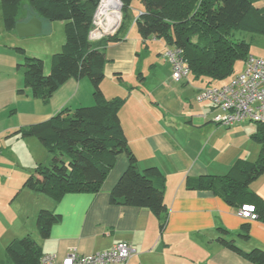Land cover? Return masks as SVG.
Segmentation results:
<instances>
[{"label": "crops", "instance_id": "crops-1", "mask_svg": "<svg viewBox=\"0 0 264 264\" xmlns=\"http://www.w3.org/2000/svg\"><path fill=\"white\" fill-rule=\"evenodd\" d=\"M32 15L35 14L22 12L18 22L28 21ZM40 21L42 33L48 35L44 42L47 51L33 56L44 60L47 74L53 55L65 43V23ZM108 25H113L112 17ZM120 26L121 23L103 30V36L114 35ZM25 38L16 29H6L0 0V163L11 160L12 155L5 150L21 137L16 134L21 128L45 122L64 108L76 109L95 102L88 78L67 79L47 100L34 97L25 86L20 67L30 56L22 42ZM159 41L168 48L162 39ZM149 43L150 39H144L138 28H132L122 41L110 44L106 49L108 61L102 89L108 98H126L120 118L140 170L157 167L165 176L166 225L162 228L160 218L149 208L111 202V191L128 166V157L123 153L116 157L99 192L68 193L58 201L49 197L52 202L48 210L61 215V220L51 227L49 237L38 244L44 254L56 255L58 260L72 251L89 255L125 241L134 253L121 264H254L217 240L219 228L229 230L231 235L227 238L244 251L264 250V222L240 216L239 208L227 204L213 191L191 189L188 181L200 176H224L238 159L256 161L261 146L252 135L259 124H216L212 119L218 111L215 106L195 100L197 91L206 85L203 80H158L154 85L144 72H139L137 86H131L126 80L138 69L134 56L143 49L150 50ZM149 87L151 91L135 94L140 88ZM5 179L1 177L4 182ZM250 187L264 199V174ZM14 212L16 216L18 212ZM245 223L250 224L247 239L238 236ZM22 224L27 232L26 222ZM10 227L11 223L7 224L8 230ZM12 238L6 236L4 246ZM0 252L3 264L6 257L1 245Z\"/></svg>", "mask_w": 264, "mask_h": 264}, {"label": "trees", "instance_id": "trees-1", "mask_svg": "<svg viewBox=\"0 0 264 264\" xmlns=\"http://www.w3.org/2000/svg\"><path fill=\"white\" fill-rule=\"evenodd\" d=\"M123 19L114 35L90 39L94 14L100 0H28L26 12L48 21L65 23L66 40L60 52L52 57L50 73L44 60L26 56L20 64L25 86L36 98L49 99L69 78H88L93 86L94 104L76 109L64 108L49 120L16 132L21 137H37L50 154L48 164L40 163L25 181L24 187L46 194L58 201L68 193L99 192L115 165L116 157L126 154L128 166L111 191V202L151 209L167 222L164 199L165 176L157 167L140 170L138 160L125 134L120 110L125 97H106L102 89L107 62L106 49L124 39V21L134 0H121ZM144 11L135 24L144 39H162L168 47L180 48L189 75L203 80L205 87L222 85L235 76V64L248 60L251 44L237 36L238 30L250 28L251 20H260L258 30L264 34V12L254 8L253 0H141ZM24 0H1L4 24L15 30L22 14ZM24 13V12H23ZM22 91V90H21ZM252 135L260 144L256 161L238 159L224 176H200L188 181L191 189L210 190L227 204L241 208L253 204L258 220L264 222V199L251 184L264 174V123ZM61 215L47 209L39 211L37 225L42 238H48L51 227ZM217 240L254 264H264V250L244 251L219 228ZM250 224L242 225L239 237H250ZM44 255L31 235L14 240L6 248L3 264H40Z\"/></svg>", "mask_w": 264, "mask_h": 264}, {"label": "rangeland", "instance_id": "rangeland-1", "mask_svg": "<svg viewBox=\"0 0 264 264\" xmlns=\"http://www.w3.org/2000/svg\"><path fill=\"white\" fill-rule=\"evenodd\" d=\"M27 4L28 0H24L22 12L26 13L27 8L29 7ZM253 4L257 11L264 12V0H253ZM144 9V4L141 0L133 1L127 11V17L124 19L128 29L125 35L128 34L132 28L137 30V27L135 26V19L142 11H144ZM259 23L260 20L257 18L255 21L251 20L250 24H253V26L243 30H238L237 36L239 38H244L251 44L250 53L253 56L264 58V34H261L258 30ZM149 39V44L151 45L150 50H147V48L146 50L143 49L139 52V54H135L134 56V61H136L135 63L138 69L133 77L126 80L131 86H137V75L139 72H144L154 85L158 80H163L167 83L171 80H175L172 77V65L167 55L170 47L167 48L161 41H159V39L155 40L153 36ZM47 40L48 35L44 32L41 35L34 37H26L22 40V42H24V45L28 47L27 55L33 56L35 54L41 56L44 51H47L44 49V42H47ZM244 65V61H238L235 64V74L241 72ZM50 71L47 72V75ZM194 82L195 81H192L191 83L194 84ZM152 83H150V86ZM141 90L143 92H149L151 91V88H140L135 94H141ZM13 142L14 146H10L9 150L5 151H7L9 156L12 155L14 159L11 156V160H4L0 163V232L4 233L0 234V245L1 250L2 247L4 248L5 257L6 248L9 245L4 246L6 236L9 238L13 237L10 240L11 242L28 235H31L37 242L42 240V236L37 225L38 214L42 209L48 210L50 202H52V199H50L46 194L24 187L26 179L35 172L37 165L40 163L48 164L50 157L49 152L41 141L34 136L27 137L26 139L19 137L18 140ZM1 177L6 178L5 182L1 180ZM9 187H11V189H9ZM36 209L38 211L37 214L35 213ZM14 211L18 212L16 216L13 214L15 213ZM22 216L23 220L21 219ZM22 221H25L27 224V232H25L26 230ZM9 223H11V227L8 230L7 224ZM1 254L2 253L0 252V255Z\"/></svg>", "mask_w": 264, "mask_h": 264}, {"label": "built area", "instance_id": "built-area-1", "mask_svg": "<svg viewBox=\"0 0 264 264\" xmlns=\"http://www.w3.org/2000/svg\"><path fill=\"white\" fill-rule=\"evenodd\" d=\"M123 3L121 0H100L94 14L90 39L97 40L103 36V30L108 31L121 23ZM112 15L113 25H108ZM167 55L172 64V77L179 81L186 79L189 68L183 56V50L170 47ZM200 103H212L218 110L213 121L221 126L230 127L238 123H264V58L251 55L245 62L242 72L232 77L228 82L203 87L195 95ZM239 215L255 220L258 218L255 205L244 204L239 209ZM134 250L128 242L115 244L111 249L82 255L76 251L68 253L62 260L56 255L44 254L40 264H121L131 258Z\"/></svg>", "mask_w": 264, "mask_h": 264}, {"label": "water", "instance_id": "water-1", "mask_svg": "<svg viewBox=\"0 0 264 264\" xmlns=\"http://www.w3.org/2000/svg\"><path fill=\"white\" fill-rule=\"evenodd\" d=\"M16 30L20 37L35 36L42 33V22L32 15L28 21L17 22Z\"/></svg>", "mask_w": 264, "mask_h": 264}, {"label": "bare ground", "instance_id": "bare-ground-1", "mask_svg": "<svg viewBox=\"0 0 264 264\" xmlns=\"http://www.w3.org/2000/svg\"><path fill=\"white\" fill-rule=\"evenodd\" d=\"M111 17H112V15L109 16V20H110Z\"/></svg>", "mask_w": 264, "mask_h": 264}]
</instances>
